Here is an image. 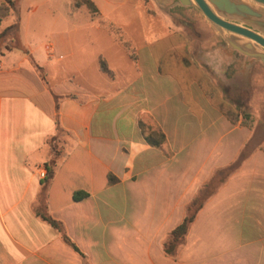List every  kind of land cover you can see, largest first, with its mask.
<instances>
[{
	"label": "crops",
	"instance_id": "crops-1",
	"mask_svg": "<svg viewBox=\"0 0 264 264\" xmlns=\"http://www.w3.org/2000/svg\"><path fill=\"white\" fill-rule=\"evenodd\" d=\"M62 44L53 59L56 49L49 43L47 63L71 56V46ZM152 44L137 48L135 60L125 53L133 62L131 74L115 71L99 52L94 58L99 79L90 84L82 83L78 72L60 81L48 79L30 50L44 77L23 51L1 53L0 264H264V218H249L243 200L264 191L259 184L263 165L256 169L243 162L228 170L236 165L237 154L211 159L226 133L235 131L234 144L227 143L236 153L251 144L254 120L245 124L235 117L239 113L231 115L221 84L210 69L212 75L203 70L209 67L202 60L191 56L189 41L177 50L162 48L159 56ZM168 50L171 61L166 65L171 67L164 68ZM100 55L106 58V71ZM104 79L109 80L106 87ZM149 129L163 133L160 145L146 141ZM52 143L60 150L57 157ZM260 145L252 142L246 160L264 155ZM50 160H55L54 173L44 185ZM42 168L44 177L39 175ZM240 170L248 173L244 181ZM108 174L117 180L108 182ZM210 176H216L212 185L217 187L189 229L221 193L226 200L238 197L244 204L243 221L253 226L239 228L241 240L218 256L165 253L162 241ZM43 188L47 212L61 221L78 250L35 214ZM76 191L86 196L75 199Z\"/></svg>",
	"mask_w": 264,
	"mask_h": 264
},
{
	"label": "rangeland",
	"instance_id": "rangeland-1",
	"mask_svg": "<svg viewBox=\"0 0 264 264\" xmlns=\"http://www.w3.org/2000/svg\"><path fill=\"white\" fill-rule=\"evenodd\" d=\"M2 1L4 0H0V3ZM73 1L18 0L14 9L9 8L8 14L0 17V32L6 26L16 23L18 39L45 66L48 79L55 78L60 81L71 73L78 72V79L82 83L94 82L99 79L94 69V58L99 52L106 56L109 66L113 67L115 71L131 74L134 72L131 60L136 59L137 48H142L146 42L153 43L155 56H159L162 48L165 49L172 45V49L177 50L182 41H189L192 44L190 53L194 59L198 57L201 62L203 56H209L218 64L222 59H226L227 62V58H223L222 55L221 57L214 55L216 47L225 45L224 40L194 6H184L178 2L162 6L158 5L155 0H109V2L95 0L96 6L100 9L98 14L93 15L85 6L74 8ZM64 42L71 46V56H62L58 60L47 63L49 43L53 44L56 49L53 55L54 59L61 54L60 47ZM4 43L10 45V37H7ZM1 50L2 53L6 51L3 47H0ZM14 50V52H22L17 48ZM125 53L131 60L127 59ZM100 57L99 60L106 62L105 57L102 55ZM217 57L218 59H215ZM162 58H165L162 61L164 68H170L169 50ZM235 58H244V56L234 53L227 65H231L234 61L238 62L239 59ZM199 61L195 60V63L201 65ZM203 70L205 72L207 70L211 74L209 68ZM252 70L254 71L250 76L251 82L246 88L244 87L243 91L233 89L226 93L222 89L223 93L220 94L224 96L225 103L236 110L234 112L232 110V116L234 113H239L235 117L241 116L242 122L245 124L252 123L254 120L256 132L253 135L255 140L252 142L259 143L260 141L262 143L260 147H262L264 145V65L260 62L256 63L255 69L253 67ZM224 76H228V74L224 73ZM213 77L219 85L217 77L214 74ZM238 77L240 81L247 82L245 76L239 75ZM102 84L104 87L108 86L109 80L104 79ZM234 133L235 131L222 136L221 140L217 142L214 152L211 153L213 155L211 159L218 155L229 158L237 154L238 156L234 159L236 165L230 166L228 170L239 167L243 162H247L249 166L255 165L256 169H260L263 165L264 169V155H258L261 157L253 158L252 161L246 160L250 157L253 149L252 142L246 144L244 149L240 153L238 152L239 154L236 153L237 150L233 146L229 147L228 141L232 145L235 142L236 135ZM261 149L263 150V148ZM239 174L243 181L244 177L248 175L246 170H240ZM215 177L210 176L199 189H203L204 192L211 189L213 193L217 187V184L215 188V185H212L215 183ZM259 184L264 186V179L259 181ZM197 193L198 191L194 196ZM244 193L240 194L241 197ZM185 197L184 194V199ZM221 197L223 199H220ZM243 200L248 203L246 214L251 213L249 218H264V191L254 193L253 196L247 194ZM243 208L244 204L238 200V197L226 200V194L221 193L220 197L208 204L197 217L176 252H179L183 257L191 255L198 259L203 256L208 258L213 254L218 256L227 247L237 244L241 240L237 230L241 227L246 226L248 229L253 226L251 222L243 221ZM238 223L242 226H239ZM244 223L245 225H243Z\"/></svg>",
	"mask_w": 264,
	"mask_h": 264
},
{
	"label": "water",
	"instance_id": "water-1",
	"mask_svg": "<svg viewBox=\"0 0 264 264\" xmlns=\"http://www.w3.org/2000/svg\"><path fill=\"white\" fill-rule=\"evenodd\" d=\"M166 6L178 2L194 6L225 42L216 47L231 61L234 53L244 56L245 63L259 61L264 65V0H155Z\"/></svg>",
	"mask_w": 264,
	"mask_h": 264
},
{
	"label": "trees",
	"instance_id": "trees-1",
	"mask_svg": "<svg viewBox=\"0 0 264 264\" xmlns=\"http://www.w3.org/2000/svg\"><path fill=\"white\" fill-rule=\"evenodd\" d=\"M18 3V0H4L0 3V17L5 16L8 14L9 8H15ZM72 6L74 8H78L80 6H85L93 15H96L99 13V9L96 6L95 2L93 0H74L72 3ZM7 37H10L11 43L10 45H5V39ZM0 47H3L5 50H11L14 48L22 50L24 53H26L29 58L34 62L32 56L30 55L27 48L22 45L20 40L18 39L16 35V23H12L8 26H6L1 32H0ZM2 53V50L0 51ZM34 64L37 66V64L34 62ZM100 66L102 67V70L106 71V66L104 64V61L100 62ZM40 75L44 77L42 73V68L37 66ZM164 135L161 131L151 130L149 129L148 133L145 135V139L148 143L151 145L158 146L164 141ZM52 149L55 151L56 157L60 155V150L57 148L56 144L52 143ZM264 150V145L261 147ZM54 164L55 160H50L45 164L46 167V175L44 180V185L48 183V181L52 178L54 173ZM117 180L116 177H114L111 174H108V182L113 183ZM216 185L214 186V188ZM212 193V190L204 192L203 189H199L196 196L192 197V199L188 202V204L185 207V214L182 218V220L171 230L168 231L165 239L162 241V248L165 253L167 254H173L180 245L184 242L185 236L188 232V229L190 227V224L194 220L197 212L202 207L204 201L206 198L209 197V195ZM74 198L77 199L80 196H86V193L83 191H76L74 192ZM35 214L40 217L42 220L46 221L48 224L53 226L57 229V231L60 233L62 239L67 244L71 245L74 249L78 250L77 247L74 245V243L71 241V239L66 235L63 225L61 221L56 220L53 218L46 210L45 200H44V188L42 189L40 193V204L39 206L34 208Z\"/></svg>",
	"mask_w": 264,
	"mask_h": 264
},
{
	"label": "flooded vegetation",
	"instance_id": "flooded-vegetation-1",
	"mask_svg": "<svg viewBox=\"0 0 264 264\" xmlns=\"http://www.w3.org/2000/svg\"><path fill=\"white\" fill-rule=\"evenodd\" d=\"M215 59H218V57ZM235 59H239L238 62L234 61V63L232 62L231 65H227L226 59H222L221 63L219 64L216 63V61L212 60L209 56H203L202 59V61L209 67L214 76L217 77L218 81L221 84V88L226 93L228 91H233V89L243 91L244 87L246 88L247 85H249V83L251 82L250 76L252 71H254L252 70L253 67L255 69L256 63H259L255 61L254 63H245L244 58ZM224 73L228 74V76H224ZM239 75L245 76L247 78V82L242 80L240 81L239 77L237 78V76Z\"/></svg>",
	"mask_w": 264,
	"mask_h": 264
},
{
	"label": "built area",
	"instance_id": "built-area-1",
	"mask_svg": "<svg viewBox=\"0 0 264 264\" xmlns=\"http://www.w3.org/2000/svg\"><path fill=\"white\" fill-rule=\"evenodd\" d=\"M39 175H40L41 177H44V175H45V169H44V168H42V169L39 171Z\"/></svg>",
	"mask_w": 264,
	"mask_h": 264
}]
</instances>
